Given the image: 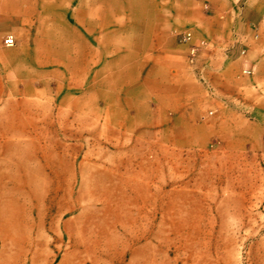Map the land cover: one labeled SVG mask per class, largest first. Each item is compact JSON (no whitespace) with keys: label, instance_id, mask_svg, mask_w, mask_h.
Segmentation results:
<instances>
[{"label":"rangeland","instance_id":"374dc122","mask_svg":"<svg viewBox=\"0 0 264 264\" xmlns=\"http://www.w3.org/2000/svg\"><path fill=\"white\" fill-rule=\"evenodd\" d=\"M147 1L109 0L95 7L96 25L88 26L87 6L71 0H0V84L45 88L32 103L14 104L7 90L0 93V135L16 136L13 144L0 140V228L25 214L44 228L48 256L36 264H54L72 237L80 264H264V83L241 106L238 138L225 133L231 117L221 135L206 134L211 115L204 108L193 132L183 123L154 122L157 115L119 89L135 77L133 59L118 57L120 49H142L155 33ZM203 3L200 10L212 17ZM7 6L31 21L9 25ZM166 17L156 34L170 51L179 26ZM39 35L51 41L30 42ZM8 36L13 44L5 47ZM46 45L63 56V67L39 56ZM12 66L16 73L8 75Z\"/></svg>","mask_w":264,"mask_h":264},{"label":"crops","instance_id":"0c3cea01","mask_svg":"<svg viewBox=\"0 0 264 264\" xmlns=\"http://www.w3.org/2000/svg\"><path fill=\"white\" fill-rule=\"evenodd\" d=\"M110 2L114 6H128L127 0ZM203 2L147 1V6L153 7L157 17V21L149 22L155 33L149 36V42L142 49L134 52L129 48L120 49L118 57L133 59L129 67L135 77L130 86L121 85L119 89L126 91L127 98L137 99L152 115H157L158 120L154 122L183 123L187 131L193 132L200 109L204 108L211 115L202 127L206 134L221 135V127L227 123L225 117H231V126L226 128L225 133L231 138H238L240 130L236 126V118L241 106L248 107L257 83H264V0H244L239 6H207L206 12L212 13V17L200 10L199 4ZM108 4L109 0H71L70 6H87L88 26H95V7ZM40 11V21L45 26L48 14L44 13V7L40 6ZM176 12L180 15L177 16ZM162 15H167L165 19L168 22L179 26L172 31L176 49L170 51L160 46L159 35L156 34ZM6 19L14 27L31 21L29 17L17 13L16 6L6 7ZM184 30L191 33L194 44L204 43L191 66L185 60V47L177 42L174 35V31ZM29 39L30 42L38 40L45 44L51 41L47 35ZM241 49L245 50L244 56H239ZM38 53L42 59H60V63L54 65L57 69L63 67V56L49 52L48 45ZM87 53L89 59L95 57V45H92L90 36ZM243 69H249L250 74L242 75ZM11 71L16 73L14 66L8 69L7 74ZM146 81L152 82L151 88L145 87ZM5 90L15 104L17 101L32 103L38 92L45 88L17 83L0 84V93ZM32 133L24 132L26 135ZM15 138L8 133L0 135L2 143L13 144ZM69 231L73 229L61 228L62 234L71 235ZM47 234L44 228L34 227L26 214L17 225L0 228V264H36L38 257L47 259ZM71 240L69 247L57 255L54 264H80L79 242L73 237Z\"/></svg>","mask_w":264,"mask_h":264},{"label":"built area","instance_id":"2783aa9c","mask_svg":"<svg viewBox=\"0 0 264 264\" xmlns=\"http://www.w3.org/2000/svg\"><path fill=\"white\" fill-rule=\"evenodd\" d=\"M202 9L206 10L207 6L203 3L202 4ZM174 35L177 38V42L181 45H183L185 47V51H186V55H185V60L187 62L188 65H193V63L195 62L198 54H199V50L204 46L203 42H199L197 44H194L192 42V35L189 31H174ZM2 43L5 47H9L13 44V40L11 38V36H8L7 38H4L2 40ZM245 54V50L241 49L239 51V56H244ZM241 74L242 75H249L250 74V70L249 69H243L241 70ZM208 115H210V113H208ZM201 119H203V117H201Z\"/></svg>","mask_w":264,"mask_h":264}]
</instances>
